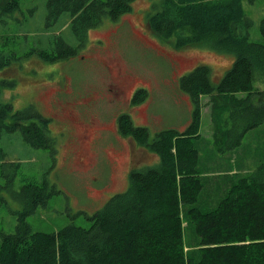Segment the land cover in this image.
<instances>
[{
  "label": "trees",
  "instance_id": "obj_1",
  "mask_svg": "<svg viewBox=\"0 0 264 264\" xmlns=\"http://www.w3.org/2000/svg\"><path fill=\"white\" fill-rule=\"evenodd\" d=\"M134 1L47 0V6L50 16L69 14L71 33L83 44L88 30L104 18L113 22L130 13ZM18 8V0H0V15ZM147 24L175 49L209 40L210 48L232 57L231 66L217 82L205 63L181 75L180 88L195 102L193 118L183 131L162 129L149 138L147 127L134 124L131 115L117 116V131L158 161L132 166L129 186L110 196L89 227L69 223L52 232L33 230L25 215L56 190L46 182L24 184L18 194L26 207L16 231L0 234V264H264V160L238 174L213 209L194 206L203 186L195 146L201 136L199 97L209 96L212 140L218 151L237 148L250 129L264 125V89L253 85L255 73H264V41L250 40L253 20L242 0H157ZM261 29L264 33V22ZM55 41V50L31 53L47 63L75 56L76 46L60 35ZM15 58L14 53L0 52V67ZM147 95L148 90L138 89L131 104ZM7 118L11 132L19 129L33 146L51 148L50 118L33 104L13 111L0 96V119ZM5 157L0 147V176ZM185 225H192L198 237L193 245L185 243Z\"/></svg>",
  "mask_w": 264,
  "mask_h": 264
},
{
  "label": "rangeland",
  "instance_id": "obj_2",
  "mask_svg": "<svg viewBox=\"0 0 264 264\" xmlns=\"http://www.w3.org/2000/svg\"><path fill=\"white\" fill-rule=\"evenodd\" d=\"M155 1L135 0L130 13L118 20L104 18L88 30L83 44L71 33L69 14L48 15L47 0H18L17 10L0 15V52L16 56L0 67V96L13 111L33 104L50 118L49 134L54 137L51 148L35 147L19 129L10 131V119H0V147L6 153L0 176V234L16 231L26 207L18 192L29 181L46 182L56 190L25 215L33 230L52 232L69 223L89 227L110 196L129 186L132 166L158 161L117 131V116L131 115L134 124L147 127L149 138L162 129L183 131L193 118L195 102L180 88L181 75L205 63L218 75L211 71L217 82L231 66L232 57L210 48L209 40L175 49L157 37L147 24ZM242 7L253 20L250 40L264 41V0H242ZM58 35L77 47L75 56L47 63L31 53L55 50ZM115 73L131 81L124 97L136 85L148 90L141 106L129 108L124 97L109 92ZM253 85L264 89V73H255ZM199 101L201 136L195 146L203 186L194 206L208 211L238 174L264 160V125L250 129L237 148L218 151L209 96L200 95ZM183 234L187 245L196 243L192 225H185Z\"/></svg>",
  "mask_w": 264,
  "mask_h": 264
},
{
  "label": "flooded vegetation",
  "instance_id": "obj_3",
  "mask_svg": "<svg viewBox=\"0 0 264 264\" xmlns=\"http://www.w3.org/2000/svg\"><path fill=\"white\" fill-rule=\"evenodd\" d=\"M110 71H111V67H110ZM113 77L116 78L115 81H113V87L109 89V92H113L114 94H118V96L124 97L123 94L125 93V89L129 87L130 82H127L126 80L122 79L120 77V73H115L113 74ZM141 86L140 85H136L134 86V88H132L130 91L129 96H125L124 98V102H126L128 104L127 107H138L141 106L144 102V99L142 102L138 103V104H131L132 98L134 97V94L137 92L138 89H140ZM144 88V87H142ZM141 88V89H142ZM124 92V93H123ZM117 125V124H116Z\"/></svg>",
  "mask_w": 264,
  "mask_h": 264
},
{
  "label": "crops",
  "instance_id": "obj_4",
  "mask_svg": "<svg viewBox=\"0 0 264 264\" xmlns=\"http://www.w3.org/2000/svg\"><path fill=\"white\" fill-rule=\"evenodd\" d=\"M237 95H239V96H242L243 95V93H239V94H237ZM231 171V170H230Z\"/></svg>",
  "mask_w": 264,
  "mask_h": 264
}]
</instances>
